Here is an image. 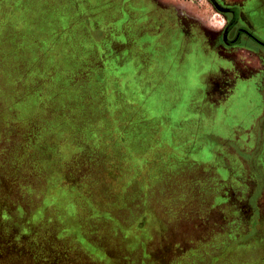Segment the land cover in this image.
I'll return each mask as SVG.
<instances>
[{
    "label": "rangeland",
    "instance_id": "rangeland-1",
    "mask_svg": "<svg viewBox=\"0 0 264 264\" xmlns=\"http://www.w3.org/2000/svg\"><path fill=\"white\" fill-rule=\"evenodd\" d=\"M248 1L156 0L157 6L162 7L163 10L156 11L149 21V15H144L142 20V16L135 8V0H116L114 10H105L106 19L112 17L113 24H105L101 29L89 26L90 33L94 37L106 38L108 56L106 69L104 73L97 74L96 83L92 80L95 77L93 74L84 73L86 69L81 61L69 58L65 36L61 35L58 39L51 40L47 34L39 35L33 32L36 27L40 29V33L47 32L49 27L29 23L27 17H31L34 13L32 0L26 9L25 0H0V40L2 42L8 35L9 23H16L17 26H13L16 32L25 29L26 33L35 34L40 38L42 43L40 52H45L43 47L46 49L50 46L53 51L50 55L56 53L54 63L56 64L57 58V70L64 69L73 78L79 79L77 82L66 81L69 87L65 92L71 90L77 94V97L70 101L66 112L69 113V117L79 119L77 123H80L81 131L83 122L80 119L85 118L86 115L87 117L95 115L92 113L88 115L87 107L92 105L95 113L99 107L102 111L100 114L104 117L100 122L84 123L89 133L92 130L96 131L99 125L106 134L109 132L117 134L113 131L114 125L121 126L119 127L121 133L130 135V130L134 131L136 137L131 140L137 145L140 156L151 161L152 164L167 167L170 173L181 170L183 178L186 174L189 177L198 171L199 164L214 168L213 165L218 162L230 161V166L234 165L239 169L243 159L248 162L245 169L251 173V176L254 174L255 178L258 177L259 194L264 187V178L262 177L263 181L259 179V175L262 176L263 173L262 167L264 168V46L257 41L246 40L244 44L241 42L243 45L229 47L227 35L231 26H235L230 34L233 37L236 26H246L251 31L247 18L250 23L255 22L246 10L245 5ZM39 2L51 4L50 0H37V5ZM252 3L264 16V0H253L250 4ZM63 11L62 7L52 9L47 5L38 8V18L46 21L48 13L50 17L59 16ZM103 13L105 12L102 11ZM53 28L55 31L56 27ZM257 30L264 35V27H259ZM67 40L76 43L79 38ZM248 42L249 45L246 44ZM190 50L198 53L199 56L194 53L197 60L204 57L205 51H211L215 56L216 71L212 68L205 69L198 78L200 81L203 76H207L210 80L212 76V81L217 87V91L214 90L213 93L214 97H217L218 101L223 100L224 97L230 98L222 102L218 109L211 108V111L210 108L207 109L204 100H199L197 97L198 90L192 89L193 93L187 91L179 93L180 82H177V73L183 67V62L189 61L186 54ZM181 59L183 60L180 61ZM62 60H65L64 64L59 63ZM70 60L74 62L72 69L69 65ZM190 63L193 64L191 59ZM183 79L184 77L180 81ZM105 82L107 85L111 83L106 92L100 94L101 86L94 84H105ZM128 84H133L134 89H128ZM88 85H92V91L89 96L84 94V100L81 93ZM247 86L252 89L244 91ZM259 88H263L260 97L257 94ZM195 97L197 100L194 104L192 101ZM100 99L104 101L100 102ZM131 100L134 102L131 103ZM237 105L239 108H236ZM22 106L28 107L26 103ZM85 107L86 115L82 112ZM50 111L51 109L45 107L42 115ZM13 115H15L13 112L9 114L7 112V120L10 121ZM115 115L119 116L118 121H110L109 118ZM37 120L39 119L31 124L26 123L25 126L18 123L10 125L5 121L0 128V174H3L4 181H10V187H6L10 190L9 198L0 201V212L4 210L10 218L9 222L4 224L10 228L11 241L16 243L17 237L24 235L20 234L19 227L26 224L27 233L22 240L20 236V240L26 247L24 252L27 264L34 258L47 259L51 264H71L73 258L82 256L89 260L91 257L87 253L93 250L87 252L80 242L86 239L97 244L98 248H103L102 239L106 237L112 240L114 237L113 215L107 216L109 221L104 222L98 217V205L90 211H85L86 208L81 211L79 207L72 205L73 208L79 209L80 213L76 218L67 220L59 215L60 210L56 203L45 201L49 187L35 185V182H44L46 176L50 177L55 163L59 162L60 155L56 145L50 143L47 137L50 126L44 122V119L39 122ZM24 128L25 136L21 135ZM6 130L12 132L11 138L5 137ZM5 140L8 141L7 145ZM196 146L205 147L198 154H193V148ZM227 151L230 152L228 153L230 159L223 158ZM231 151H235V154ZM6 156L10 159L11 167L12 162L17 163L18 158L25 162V168L22 167L20 170V174L25 175V186L18 185V181L23 179L13 177L8 179L6 174L11 175V169L2 167V161ZM195 157H200L201 163ZM235 174L243 177L242 171H237ZM254 181L256 182L255 179ZM187 182L188 187L176 191L173 200L186 199L188 195H193L191 187L193 182L188 180ZM30 184L33 185L28 186ZM25 187L26 190L34 188V193L25 194ZM254 199H258L257 193L251 201ZM59 204L64 205L61 202ZM80 205L86 207V203L85 206ZM35 213H39L36 219ZM172 220L175 221L173 218L169 219L173 222ZM99 226H106L107 233L97 234ZM77 227L79 229L83 227L84 233L75 235L74 231ZM86 227H89L88 231ZM170 236L172 240L175 237L171 234ZM254 239L261 241L259 237ZM6 240L7 236L0 235V243ZM106 252L108 253V250ZM19 253L21 254V251ZM109 253L113 259L114 250L111 249ZM17 257V245H11L10 250H6V253L0 257V264H15ZM3 258L7 261L3 262ZM202 258H209V255L202 251ZM202 264H210V261Z\"/></svg>",
    "mask_w": 264,
    "mask_h": 264
},
{
    "label": "crops",
    "instance_id": "crops-1",
    "mask_svg": "<svg viewBox=\"0 0 264 264\" xmlns=\"http://www.w3.org/2000/svg\"><path fill=\"white\" fill-rule=\"evenodd\" d=\"M25 1L26 9L31 2ZM252 1L249 0L248 5L245 6L256 24L250 23L247 18L248 26L258 35L261 33L257 28L264 27V16L253 3L250 4ZM32 2L34 13L31 17H27L29 23L49 27L47 32L40 33L37 27L33 32L39 35L47 34L51 40L58 39L61 35L65 36L69 58L81 61L86 69L84 73L93 74L95 77L92 80L96 83L97 74L104 73L106 69L108 57L106 38L94 37L90 33L89 26L101 29L105 24H113L111 20L113 18L109 17L107 21L105 15L107 10H114L116 0H50L51 4L39 2L38 5L37 0ZM134 4L142 20L144 15H149L150 21L156 11L163 10L162 7L157 6L156 0H135ZM47 5L52 9L62 7L64 11L59 16L50 17L48 13V19L43 21L38 18V8ZM102 11L105 13L102 14ZM13 26H17L16 23H9L8 35L2 42L0 40V128L5 121L10 125L18 123L25 126L26 123L31 124L36 119H44V122L50 126L47 137L50 143L56 145L60 155L59 162L55 163L50 177L46 176L44 182L34 183L49 187L45 201L56 203L60 210L59 215L67 220L76 218L80 213L79 209L82 211L86 208L85 211H90L98 205L99 219L106 222L107 216L113 215L115 222L112 240L103 238L104 247L100 249L97 244L83 239L80 242L83 249L87 252L93 250L87 253L91 259L88 260L83 256L73 258L71 264H202L209 261L210 264H264V187L258 194L259 180L245 169L248 162L242 159L239 169L234 165L230 166V161L218 162L213 165L214 168L199 164L198 171L189 177L186 174L183 178L181 170L170 173L167 167L152 164L151 161L140 156L137 145L131 140L136 137L134 131L130 130V135L121 133L119 129L121 126L114 125L113 131L117 134L111 132L106 134L99 125L96 131L92 130L89 133L84 123L101 121L104 116L100 114L102 111L99 107L95 113L92 105H89L88 115L91 113L95 115L88 117L86 107L82 111L86 117L80 119L83 122L81 131V125L77 123L79 119L69 117V113L66 112L70 101L75 99L77 94L71 90L65 92L69 87L66 81L77 82L79 79L73 78L64 69L57 70V58L56 64L54 63L56 53L50 55V52H53L50 46L46 49L43 47L45 52H40L42 43L38 36L26 33L25 29L16 32ZM53 27H56L55 31ZM258 37L264 41V35ZM74 38H79V41L71 43L67 40ZM90 47L94 48L91 50ZM60 49L61 47L57 57ZM188 52L186 58L189 61L184 59L187 62H183V67L177 73V82H180L179 93L182 91L193 93V90H198L197 97L199 100H204L207 109L210 108V111L211 108L218 109L222 102L230 98L224 97L223 100L218 101L219 99L214 97L213 93L214 90L217 91V87L212 81V76L210 80L207 76H203L200 81L198 78L205 69L212 68L216 71L215 56L211 51H205L204 54L200 52L204 57L197 60L195 52L192 50ZM190 59L193 64L190 63ZM59 63L64 64L65 60ZM73 64L74 62L70 60L71 69ZM183 77L184 79L180 81ZM94 85L101 86L100 94L108 89L106 82ZM127 87L134 89L133 84H128ZM251 89L247 86L244 91ZM76 90L82 89L76 88ZM91 91L92 85H88L82 90V98L85 100L84 94L89 96ZM257 94L259 97L262 96L263 88H259ZM107 100L109 101V98ZM196 100L195 97L192 102L195 104ZM102 101L104 100L100 99V102ZM133 102L131 100V103ZM25 103L28 105L27 108L22 106ZM43 105L51 109L44 116ZM236 108L239 106L237 105ZM7 112L15 114L10 121L6 118ZM118 118L119 116L115 115L109 119L117 122ZM24 132L25 128L21 131V135L25 136ZM11 134L9 130L4 131L7 139L11 138ZM6 142L8 141L5 140ZM204 147L196 146L192 153L198 154ZM231 152L235 154V151ZM163 153L166 154L164 151ZM228 153L230 152L227 151L223 158H229ZM195 159H199L201 163L200 157ZM218 160L220 161V158ZM4 166L11 169V175L6 174L8 179L11 177L23 179L18 181V185H26L25 175L20 174L22 167L25 168V162L18 158L17 163L12 162L11 167L10 159L6 156L2 161V167ZM262 169V176L259 175L261 181H263L262 177L264 178V168ZM237 171H242L243 177L235 174ZM186 179L193 182L191 185L193 195H188L186 199L173 200L176 191L188 187ZM9 184L10 181H4L3 174H0V201L9 198L10 190L6 188L10 187ZM31 185L33 184L28 186ZM24 189L26 190V187ZM34 191L35 189L31 188L24 193L32 194ZM256 193L258 199L255 200V197L251 201ZM84 203L86 207L80 205ZM72 205L79 209L73 208ZM37 215L39 213H35V219L38 218ZM170 218L175 219L172 220L174 223L169 221ZM9 220V214L2 210L0 235L7 236V240L0 243V257L6 253V250H10L11 245H17L18 257L14 263L27 264L24 252L26 247L21 241L27 233L26 224L19 227L20 234L24 235H20L21 240L18 236L16 243L11 241L10 228L4 224ZM86 229L88 231L89 227ZM74 233L81 235L84 233L83 227L81 229L77 227ZM104 233H107L106 226L97 227V234ZM170 234L172 237L175 235L173 240ZM254 237H259L261 241H255ZM111 249L114 250L113 259L109 253ZM105 250H108V253ZM202 251L209 255V258H202ZM2 261L7 259L3 258ZM29 264L51 263L47 259L34 258Z\"/></svg>",
    "mask_w": 264,
    "mask_h": 264
},
{
    "label": "flooded vegetation",
    "instance_id": "flooded-vegetation-1",
    "mask_svg": "<svg viewBox=\"0 0 264 264\" xmlns=\"http://www.w3.org/2000/svg\"><path fill=\"white\" fill-rule=\"evenodd\" d=\"M254 16L257 17L256 14H254ZM233 27H235V26L229 27L230 30L228 31V34H227L228 37H229V41H228V43L230 45L229 47L235 46V45H243L244 42H246V40H252L253 42L257 41L258 43H260V44H262L264 46V41H262L258 37V35H256L255 33H253L252 30L250 31V29H247L248 27H246V26H242V27H237L236 26V28H235V36L234 37L231 36L230 34L234 30ZM241 42H243V44H241ZM246 44L249 45L250 43L248 42Z\"/></svg>",
    "mask_w": 264,
    "mask_h": 264
}]
</instances>
